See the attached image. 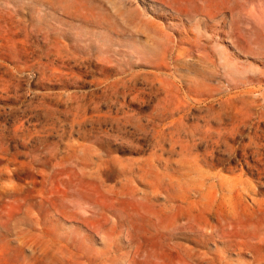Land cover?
<instances>
[{"label":"rangeland","instance_id":"374dc122","mask_svg":"<svg viewBox=\"0 0 264 264\" xmlns=\"http://www.w3.org/2000/svg\"><path fill=\"white\" fill-rule=\"evenodd\" d=\"M0 264H264V0H0Z\"/></svg>","mask_w":264,"mask_h":264}]
</instances>
